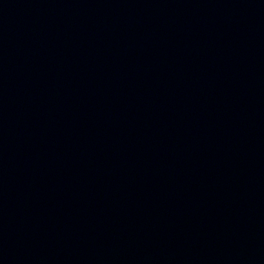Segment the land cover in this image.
Wrapping results in <instances>:
<instances>
[{
  "label": "water",
  "instance_id": "95a60500",
  "mask_svg": "<svg viewBox=\"0 0 264 264\" xmlns=\"http://www.w3.org/2000/svg\"><path fill=\"white\" fill-rule=\"evenodd\" d=\"M0 264H264V0H0Z\"/></svg>",
  "mask_w": 264,
  "mask_h": 264
}]
</instances>
